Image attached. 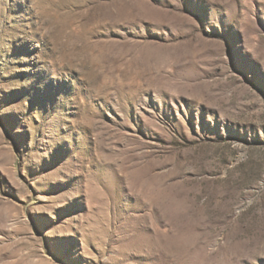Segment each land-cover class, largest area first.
Segmentation results:
<instances>
[{
  "label": "rangeland",
  "instance_id": "obj_1",
  "mask_svg": "<svg viewBox=\"0 0 264 264\" xmlns=\"http://www.w3.org/2000/svg\"><path fill=\"white\" fill-rule=\"evenodd\" d=\"M0 264H264V0H0Z\"/></svg>",
  "mask_w": 264,
  "mask_h": 264
}]
</instances>
